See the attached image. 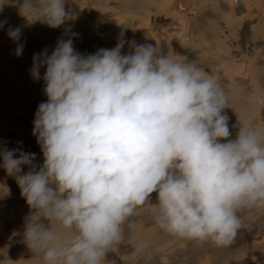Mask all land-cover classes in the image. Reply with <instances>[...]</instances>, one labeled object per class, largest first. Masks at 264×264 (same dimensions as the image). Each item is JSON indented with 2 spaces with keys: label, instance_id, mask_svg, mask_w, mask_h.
I'll return each mask as SVG.
<instances>
[{
  "label": "clouds",
  "instance_id": "1",
  "mask_svg": "<svg viewBox=\"0 0 264 264\" xmlns=\"http://www.w3.org/2000/svg\"><path fill=\"white\" fill-rule=\"evenodd\" d=\"M67 2L18 5L30 22L64 27L51 52L33 54L30 69L47 97L33 121L43 163L22 142L15 149L0 145V167L31 210L27 247L44 264H114L108 256L122 242L124 225L145 210L174 237L230 247L242 225L239 213L264 207V124L239 122L230 139L224 112L234 111L233 102L196 60L124 33L114 48L81 54ZM8 35L21 56V30ZM244 99L264 106L255 94Z\"/></svg>",
  "mask_w": 264,
  "mask_h": 264
},
{
  "label": "rangeland",
  "instance_id": "2",
  "mask_svg": "<svg viewBox=\"0 0 264 264\" xmlns=\"http://www.w3.org/2000/svg\"><path fill=\"white\" fill-rule=\"evenodd\" d=\"M1 2L0 145L15 149L22 142V150L35 153V163L42 164L33 121L38 105L47 97L43 80L34 81L30 69L33 54L45 48L51 52L64 27L29 23L19 12L23 0ZM65 7L72 11L73 19L67 24L79 34L74 47L81 54L114 48L124 33L127 40L196 60L221 82L233 102L234 111L224 112L229 117L230 139L236 138L238 127L234 126L239 122L264 124V106L244 99L249 94L264 98V0H68ZM16 28L22 30L25 45L19 57L8 35L9 29ZM232 79L242 87L228 88ZM150 199L157 203V194ZM30 212L16 180L0 167V264H44L24 241ZM239 215L241 228L234 243L225 248L211 241L174 237L145 210L129 218L122 242L109 255L120 264H264V207L245 209Z\"/></svg>",
  "mask_w": 264,
  "mask_h": 264
},
{
  "label": "bare ground",
  "instance_id": "3",
  "mask_svg": "<svg viewBox=\"0 0 264 264\" xmlns=\"http://www.w3.org/2000/svg\"><path fill=\"white\" fill-rule=\"evenodd\" d=\"M1 1H3V0H1ZM1 1H0V2H1ZM2 3H3V2H1V4H2ZM179 3H180V2H179ZM176 6H177V5H175V7H176ZM178 7H179V6H178ZM26 21H28V20H26ZM73 21H74V20H73ZM28 22H29V23H33V22H30V21H28ZM70 22H71V21H70ZM70 25H71V24H70ZM27 26H28V25H27ZM77 26H78V29L81 28L80 25L77 24ZM77 26H76V27H77ZM34 29H35V28H34ZM45 29L49 31V28H45ZM80 30L83 31L82 28H81ZM135 32H136V31H135ZM21 33H22V30H21ZM25 33H28V31L25 32ZM45 34H47V33H45ZM141 38H142V37H141ZM141 38H140V39H141ZM135 40H136V39H135ZM43 42H44V41H43ZM44 43H45V42H44ZM141 43H143V42H141ZM256 111H257V110H256ZM108 257L110 258V260L112 259L111 261L116 262V260H115L114 258H112L110 255H109ZM117 263H118V262H117ZM118 264H120V263H118Z\"/></svg>",
  "mask_w": 264,
  "mask_h": 264
},
{
  "label": "water",
  "instance_id": "4",
  "mask_svg": "<svg viewBox=\"0 0 264 264\" xmlns=\"http://www.w3.org/2000/svg\"><path fill=\"white\" fill-rule=\"evenodd\" d=\"M112 260V259H111ZM114 264H118L117 262H114Z\"/></svg>",
  "mask_w": 264,
  "mask_h": 264
},
{
  "label": "crops",
  "instance_id": "5",
  "mask_svg": "<svg viewBox=\"0 0 264 264\" xmlns=\"http://www.w3.org/2000/svg\"><path fill=\"white\" fill-rule=\"evenodd\" d=\"M26 248H28V247H26ZM24 249V248H23Z\"/></svg>",
  "mask_w": 264,
  "mask_h": 264
}]
</instances>
